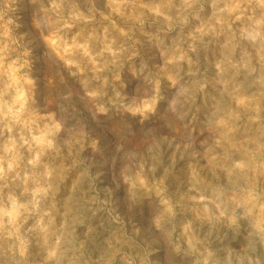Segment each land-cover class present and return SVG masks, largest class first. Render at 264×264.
<instances>
[{"label":"rangeland","instance_id":"rangeland-1","mask_svg":"<svg viewBox=\"0 0 264 264\" xmlns=\"http://www.w3.org/2000/svg\"><path fill=\"white\" fill-rule=\"evenodd\" d=\"M0 264H264V0H0Z\"/></svg>","mask_w":264,"mask_h":264}]
</instances>
